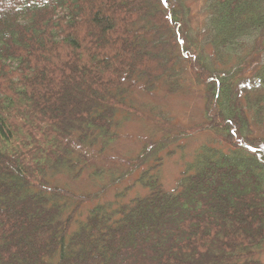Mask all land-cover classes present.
Instances as JSON below:
<instances>
[{"label":"trees","instance_id":"16d2710c","mask_svg":"<svg viewBox=\"0 0 264 264\" xmlns=\"http://www.w3.org/2000/svg\"><path fill=\"white\" fill-rule=\"evenodd\" d=\"M190 1L0 0V264H263L264 0H204L197 37ZM183 58L202 125L95 165L124 87L177 95ZM197 131L219 138L167 191L164 157ZM87 171L91 193L56 182Z\"/></svg>","mask_w":264,"mask_h":264},{"label":"rangeland","instance_id":"374dc122","mask_svg":"<svg viewBox=\"0 0 264 264\" xmlns=\"http://www.w3.org/2000/svg\"><path fill=\"white\" fill-rule=\"evenodd\" d=\"M190 4L193 10L190 29L197 37L198 31L205 25L204 0H192ZM180 37L182 39L183 35L180 34ZM182 44L184 45V41ZM192 54H194L193 51L189 50V55ZM180 68L182 69L180 76L185 80V85L177 95H169L166 92L168 90L166 84L157 85V89L152 92H146L144 86H140L133 92H128L129 89H126L128 85L124 87L128 94V97H125L126 103L133 111L129 114L122 111L118 115L119 128L117 132L119 136L104 157L101 155L99 160L91 159L95 165L99 168L102 166L108 172L110 170L117 171L124 166L123 163L126 160L136 157L145 143L155 142L161 137L193 130L202 125L205 119L203 92L201 88L197 87L184 58L181 60ZM217 138L219 136L211 132H193L186 142H183L184 150H177L171 158L164 157L160 172L164 188L167 191H172L177 186L185 166L192 162L195 152L205 143L213 142ZM90 173L87 171L79 181L61 176L57 177L56 182L61 186H68L77 193H91L97 188L95 187L96 183H93L94 179L89 180ZM105 178L107 181L109 176ZM114 186L115 184L109 188L107 193L112 194L116 190ZM137 192L143 191L137 189L135 193ZM257 257L264 264V251Z\"/></svg>","mask_w":264,"mask_h":264}]
</instances>
